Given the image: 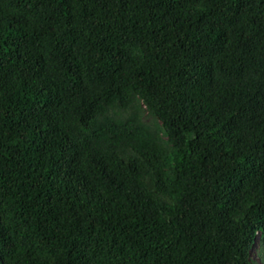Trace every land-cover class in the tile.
I'll use <instances>...</instances> for the list:
<instances>
[{
  "label": "trees",
  "instance_id": "trees-1",
  "mask_svg": "<svg viewBox=\"0 0 264 264\" xmlns=\"http://www.w3.org/2000/svg\"><path fill=\"white\" fill-rule=\"evenodd\" d=\"M256 244L264 0H0V264H255Z\"/></svg>",
  "mask_w": 264,
  "mask_h": 264
},
{
  "label": "rangeland",
  "instance_id": "rangeland-1",
  "mask_svg": "<svg viewBox=\"0 0 264 264\" xmlns=\"http://www.w3.org/2000/svg\"><path fill=\"white\" fill-rule=\"evenodd\" d=\"M145 121L147 123H151L153 121V118L152 116H149L148 114H146L145 116ZM150 181V180H149ZM152 183V182H151ZM150 183V184H151ZM154 183L151 184V187L156 191L155 187H154ZM161 198L165 201V202H169V203H174V201L170 198V197H167V196H162L160 195ZM259 237H262V233L258 234ZM252 259L253 261L255 262V264H264V259L262 258V256L260 255V247H259V244H256L255 245V249L253 251V254H252Z\"/></svg>",
  "mask_w": 264,
  "mask_h": 264
}]
</instances>
